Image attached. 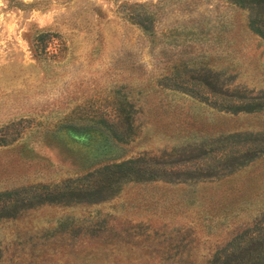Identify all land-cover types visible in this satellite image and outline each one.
<instances>
[{
    "label": "rangeland",
    "instance_id": "374dc122",
    "mask_svg": "<svg viewBox=\"0 0 264 264\" xmlns=\"http://www.w3.org/2000/svg\"><path fill=\"white\" fill-rule=\"evenodd\" d=\"M215 263L264 264V0H0V264Z\"/></svg>",
    "mask_w": 264,
    "mask_h": 264
},
{
    "label": "trees",
    "instance_id": "16d2710c",
    "mask_svg": "<svg viewBox=\"0 0 264 264\" xmlns=\"http://www.w3.org/2000/svg\"><path fill=\"white\" fill-rule=\"evenodd\" d=\"M39 34H40L39 37H41V35L45 36L48 33L40 32ZM48 35L49 37H52L50 34ZM44 52H46V49H44ZM141 162L142 161L140 157L130 158V159H127L121 162H113V163H109V164L102 166L101 168L97 169L96 172H93L92 174H95V173L100 174L102 177L100 183L103 182L102 184H106L108 186L107 189H109L111 192V195H113L115 190H117V186H118L117 184H119V182L124 181L126 179L127 180L132 179L131 178L132 175L143 176V175L148 174L151 171L149 167H142L140 164ZM167 174L170 175L169 173ZM174 175L179 176L177 172H175ZM87 176H90V175L87 174ZM85 179H83L82 177H79L76 179H66L63 181V184L68 185V189L71 190V193L65 194L64 192H61V191H57V192L51 191V192H48L47 194H44L38 197V201L39 202H61L65 200L66 198L71 197L72 195H75L78 198L84 199L83 197H85L86 194H89V195L92 194L91 190L89 189H80L82 185L84 184H87L86 186H89L88 179L87 180ZM71 183H75V184H71ZM41 187H46V186L42 185ZM54 187L58 189L59 185H56ZM95 189H100V184L96 186ZM109 194L110 193L108 194L96 193L95 196H100V198H106L109 196Z\"/></svg>",
    "mask_w": 264,
    "mask_h": 264
}]
</instances>
